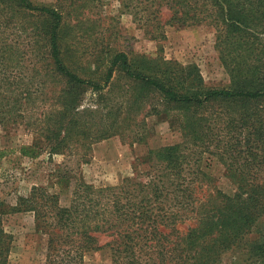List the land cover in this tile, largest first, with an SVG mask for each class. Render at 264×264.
Returning a JSON list of instances; mask_svg holds the SVG:
<instances>
[{
	"label": "rangeland",
	"instance_id": "obj_1",
	"mask_svg": "<svg viewBox=\"0 0 264 264\" xmlns=\"http://www.w3.org/2000/svg\"><path fill=\"white\" fill-rule=\"evenodd\" d=\"M145 1L31 0L61 12L66 62L81 76L100 80L109 56L122 51L139 70L152 75L191 70L200 74L206 88L231 87L215 28L164 22L169 17L164 7L160 27H148L143 23ZM4 11L11 21L9 36L29 39L34 50L43 53L40 32L49 19L10 8ZM18 23L24 28L14 26ZM60 85L63 83L54 80L50 86L56 89ZM94 96L87 88L83 104ZM100 97L110 113L97 114L89 122L92 127L87 136L94 129L104 132L108 127L106 135L89 143L78 142L66 153L45 149L35 156L23 155L19 147L33 140L23 128L0 137V148L8 150L0 162V225L13 238L8 264H33L42 258L44 239L36 227L33 207L20 205L32 187L56 194L58 203L67 206L78 181L116 186L126 177L146 180V174L152 172L163 176L169 186L172 174L165 176L166 161L156 157L163 146H178L176 153L184 161L181 176L167 190L174 189L171 195L186 194L190 187L193 194L192 208L176 205L178 233L202 227L207 220L216 222L213 214L219 212L221 235L226 239L237 235L214 262L213 232L199 238L207 249L194 258L196 263L256 264L255 256H264V128L257 133L250 125L259 119L264 127V99L212 100L199 109L172 105L119 72ZM242 118L247 126L242 125ZM65 166L74 170L70 178L58 176ZM250 213H254L251 222L247 221ZM83 264H112V260L107 249H100L85 254Z\"/></svg>",
	"mask_w": 264,
	"mask_h": 264
},
{
	"label": "trees",
	"instance_id": "obj_2",
	"mask_svg": "<svg viewBox=\"0 0 264 264\" xmlns=\"http://www.w3.org/2000/svg\"><path fill=\"white\" fill-rule=\"evenodd\" d=\"M163 7L169 12L164 22L210 24L215 28L231 87L206 88L200 74L191 70L152 75L139 70L122 51L109 56L100 80L86 78L66 62L59 10L31 0H0V137L19 128L30 132L31 143L19 147L26 156L45 149L63 154L78 142L104 137L108 127L104 132L94 129L93 135L87 136L92 127L89 122L99 113H110L100 94L116 72L155 91L172 105L188 104L199 109L212 100L264 99V0H146L143 23L160 27ZM5 8L49 19L40 32L43 53L34 50L31 40L9 36L11 21ZM14 26L24 28L21 23ZM54 80L63 85L53 89L50 85ZM87 88L95 96L85 105L83 93ZM240 120L247 126L245 118ZM250 128L261 133L264 127L258 119ZM177 148L163 146L156 152L157 159L166 161L165 176L172 174L169 186L163 176L152 172L146 174V180L126 177L116 186L97 187L78 181L67 206L58 203L56 194L32 187V193L22 198L20 205L33 207L36 227L44 239L42 258L33 264H83L85 254L100 249L109 251L112 264H206V260L196 263L194 258L205 254L207 244L199 243V238L210 232L214 262L237 235L232 234L230 239L221 235L219 212L213 214L216 222L207 220L202 227L178 233L176 205L192 208L193 194L189 185L186 194L171 195L174 189L167 190L174 187L175 177L183 170L184 161L176 153ZM7 152L0 148V162ZM72 172L73 168L65 166L58 176L70 178ZM253 216L247 214V221L251 222ZM12 240L0 225V264H8ZM255 257L256 264H264L262 254Z\"/></svg>",
	"mask_w": 264,
	"mask_h": 264
}]
</instances>
